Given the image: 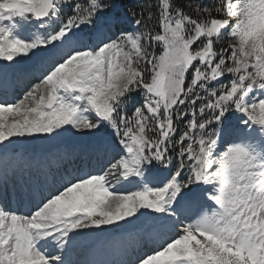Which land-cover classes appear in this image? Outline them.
Masks as SVG:
<instances>
[{
	"label": "snow or ice",
	"instance_id": "1",
	"mask_svg": "<svg viewBox=\"0 0 264 264\" xmlns=\"http://www.w3.org/2000/svg\"><path fill=\"white\" fill-rule=\"evenodd\" d=\"M0 71V158L85 142L4 167L0 264H264V0H0Z\"/></svg>",
	"mask_w": 264,
	"mask_h": 264
},
{
	"label": "rangeland",
	"instance_id": "2",
	"mask_svg": "<svg viewBox=\"0 0 264 264\" xmlns=\"http://www.w3.org/2000/svg\"><path fill=\"white\" fill-rule=\"evenodd\" d=\"M22 67V68H24V67H26L27 65L26 64H24V65H18V66H16V67H18V68H20V67ZM57 139L59 140V141H63L64 142V145L65 146H69L71 143H73V142H75V143H79V142H84V141H82V140H80V139H78L76 136H73V135H71V134H65V135H63V136H60V137H57ZM66 143V144H65ZM64 146V147H65ZM37 147V145H24V146H17V148H16V151H20L22 154V156L23 157H17V156H10L8 159H7V161H5L4 163H1L0 165H8V166H11L12 167V169H14V168H18L19 166H17V164L16 163H19V164H21V162H22V160H17L16 158H19V159H23L24 160V162H25V160H30V159H32V157L30 156V153L31 152H33V151H35V148ZM25 154V155H24ZM26 154H27V156H26ZM1 161V160H0ZM15 164H14V163ZM23 164V163H22ZM98 232H99V230H98ZM102 234V233H101ZM95 238V237H94ZM108 238H109V236H108ZM107 241V240H106ZM85 243L86 244H91L90 245V248L94 245L93 243H91V242H89V241H87V240H85ZM95 246V245H94ZM97 246V245H96ZM97 247H100V246H97ZM102 249V248H101ZM79 250V249H78ZM123 252V251H122ZM125 255V254H124ZM80 256L81 255H77L76 256V259L77 260H80Z\"/></svg>",
	"mask_w": 264,
	"mask_h": 264
},
{
	"label": "bare ground",
	"instance_id": "3",
	"mask_svg": "<svg viewBox=\"0 0 264 264\" xmlns=\"http://www.w3.org/2000/svg\"><path fill=\"white\" fill-rule=\"evenodd\" d=\"M17 72H18V70H15V71H13V72H11L10 73V76H7V80L8 79H10L11 77H13L14 75H16L17 74ZM7 75H8V71H7ZM0 79H6V77H5V73L3 72V71H0ZM0 89H2L1 87H0ZM66 151H69V150H66ZM63 152H65V151H63V149H61V150H59V151H54V152H52V153H50V154H39V158L38 159H36L35 161H38L39 159H40V157L42 156V155H47L48 156V163L50 164L51 163V158L53 157V156H55V155H57V153H63ZM33 161V160H32ZM16 163V162H15ZM22 163H24L23 161L21 162V164H19V163H16L17 164V166H21L22 165ZM10 179H11V177H10ZM87 241H89V242H91V243H93V244H95V246L93 245L91 248H90V245L91 244H88V249L90 250V253H91V255L92 256H94L95 254H99V253H101L102 251H104L105 249H107V246H103L104 244L106 245V244H109V241H106V240H99V241H97V237H93V238H90V239H87ZM100 246V247H97V246ZM109 246V245H108ZM102 248V249H101ZM125 248H121V249H119V251L120 252H122L123 250H124ZM99 257V256H98ZM128 258V257H127ZM126 258V259H127ZM113 260L115 259L114 257L112 258ZM98 262V261H97Z\"/></svg>",
	"mask_w": 264,
	"mask_h": 264
},
{
	"label": "trees",
	"instance_id": "4",
	"mask_svg": "<svg viewBox=\"0 0 264 264\" xmlns=\"http://www.w3.org/2000/svg\"><path fill=\"white\" fill-rule=\"evenodd\" d=\"M125 3H134V0H124Z\"/></svg>",
	"mask_w": 264,
	"mask_h": 264
}]
</instances>
